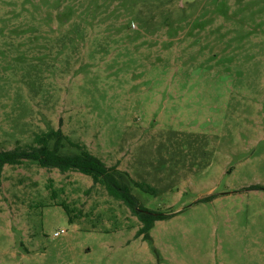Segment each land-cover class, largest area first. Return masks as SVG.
I'll return each mask as SVG.
<instances>
[{
    "label": "rangeland",
    "instance_id": "1",
    "mask_svg": "<svg viewBox=\"0 0 264 264\" xmlns=\"http://www.w3.org/2000/svg\"><path fill=\"white\" fill-rule=\"evenodd\" d=\"M57 129L173 216L4 165L0 264H264V0H0V149Z\"/></svg>",
    "mask_w": 264,
    "mask_h": 264
},
{
    "label": "trees",
    "instance_id": "2",
    "mask_svg": "<svg viewBox=\"0 0 264 264\" xmlns=\"http://www.w3.org/2000/svg\"><path fill=\"white\" fill-rule=\"evenodd\" d=\"M67 146L78 148L79 152L67 151ZM29 160L46 169L58 168L63 173L73 171L91 176L95 184L104 186L111 197L121 201L137 216L142 225L136 236H142L145 241L153 242L151 230L157 221L173 216L172 213L147 209L133 193L134 185L143 191L153 192L155 189L151 185L135 181L129 173L123 172L117 166H108L84 145L71 140L62 129L39 132L31 143L12 149H0V168L4 165H20ZM55 196L56 192L53 191V198ZM55 205L65 209L70 221H76L78 213L75 207L65 201Z\"/></svg>",
    "mask_w": 264,
    "mask_h": 264
},
{
    "label": "built area",
    "instance_id": "3",
    "mask_svg": "<svg viewBox=\"0 0 264 264\" xmlns=\"http://www.w3.org/2000/svg\"><path fill=\"white\" fill-rule=\"evenodd\" d=\"M65 232H66V231H65L64 229H62V230H60V231L55 232V236H59V235L65 233Z\"/></svg>",
    "mask_w": 264,
    "mask_h": 264
}]
</instances>
